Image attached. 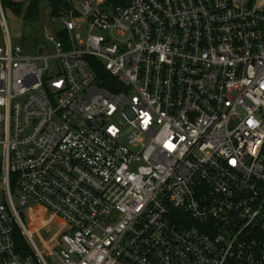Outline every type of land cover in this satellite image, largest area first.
Segmentation results:
<instances>
[{"label": "built area", "instance_id": "1", "mask_svg": "<svg viewBox=\"0 0 264 264\" xmlns=\"http://www.w3.org/2000/svg\"><path fill=\"white\" fill-rule=\"evenodd\" d=\"M71 2L0 36V264H264V0Z\"/></svg>", "mask_w": 264, "mask_h": 264}, {"label": "rangeland", "instance_id": "2", "mask_svg": "<svg viewBox=\"0 0 264 264\" xmlns=\"http://www.w3.org/2000/svg\"><path fill=\"white\" fill-rule=\"evenodd\" d=\"M27 3V2H23ZM39 16L35 21H28L25 18L24 10L20 14L14 12L9 7L0 9V36L6 42L7 31L10 34L14 45L21 44L27 51L31 52L36 47L39 39L44 38V30L47 27L58 30L61 28V20L51 16V7L48 0H41L38 4ZM5 20V21H4ZM36 43H32L36 39ZM35 38V39H34ZM35 46V47H34ZM54 70H57V63L55 60L51 61ZM3 153L0 150V159ZM31 202L26 210L21 213V217L28 226L32 224H39L38 216L47 215L41 209H33ZM58 231V225L54 224L49 230L43 229L39 233L33 234V239L40 249H44L47 253L46 240L51 239Z\"/></svg>", "mask_w": 264, "mask_h": 264}, {"label": "trees", "instance_id": "3", "mask_svg": "<svg viewBox=\"0 0 264 264\" xmlns=\"http://www.w3.org/2000/svg\"><path fill=\"white\" fill-rule=\"evenodd\" d=\"M40 1L41 0H30L28 3L4 1L3 7L4 8L9 7L18 14H20L21 11L24 10L25 18L28 21H35L39 16L38 4ZM48 1L51 7L52 17L60 16L64 13H69L71 11H74L73 3L71 2V0H48ZM60 35L62 36L63 33H60ZM36 40H37V36L36 39L32 41V43H36ZM17 239L19 246L23 250L29 249V244L26 242L25 238L23 237L19 229L17 230Z\"/></svg>", "mask_w": 264, "mask_h": 264}, {"label": "crops", "instance_id": "4", "mask_svg": "<svg viewBox=\"0 0 264 264\" xmlns=\"http://www.w3.org/2000/svg\"><path fill=\"white\" fill-rule=\"evenodd\" d=\"M3 9H4V7H3Z\"/></svg>", "mask_w": 264, "mask_h": 264}]
</instances>
